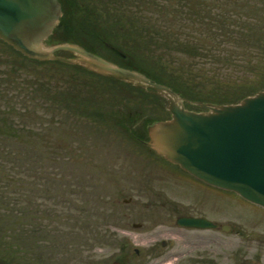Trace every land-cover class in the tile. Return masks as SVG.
<instances>
[{"label":"rangeland","instance_id":"1","mask_svg":"<svg viewBox=\"0 0 264 264\" xmlns=\"http://www.w3.org/2000/svg\"><path fill=\"white\" fill-rule=\"evenodd\" d=\"M0 57L2 62L8 59L9 64L17 59L2 50ZM6 62L0 64L1 70L8 69ZM201 68L209 78L223 84L258 86L259 83L254 76L248 83L243 72L216 71L210 65H199L196 69ZM42 70L30 64L22 66L21 74L29 79L50 80L54 86L63 72ZM58 85L65 89L68 84L64 80ZM205 88L206 92L212 89L210 84ZM122 95L135 97L129 91H123ZM36 116L39 124H46L37 128L50 131L54 136L52 144L58 150L46 159L38 154L33 161H28L22 153L23 159L18 163L20 176L16 177L17 206L14 213L0 212L4 221L0 232L4 230L11 236L0 241V250L5 249L1 250L0 261L5 264H264L263 209L234 194L187 180L185 183L179 177L166 183L157 178L146 182L127 180L118 174L119 169L125 170L133 164L124 155L113 152L123 144L117 133L80 128L77 138L69 137L67 128L71 121H66L63 110L39 109ZM51 120L56 124L50 125ZM4 148L29 151L26 146ZM114 172L118 177L112 175ZM180 216H203L217 227L183 229L175 224ZM133 224H140L141 228L134 229ZM222 225H227L229 231H221ZM162 241L167 243L165 248L160 246ZM123 244L126 252L119 250ZM155 248L156 254L149 261L146 256ZM134 250L145 253V259H135ZM12 251H17L14 257Z\"/></svg>","mask_w":264,"mask_h":264},{"label":"trees","instance_id":"2","mask_svg":"<svg viewBox=\"0 0 264 264\" xmlns=\"http://www.w3.org/2000/svg\"><path fill=\"white\" fill-rule=\"evenodd\" d=\"M59 1L63 17L53 39L77 42L120 62L107 45L117 48L127 55L128 67L171 86L187 98L232 103L264 87V0ZM0 50L17 58L9 64L8 59L2 62L0 57V64L8 65L7 70L0 69V212L14 213L22 153L28 161L36 159L38 154L42 159L56 154L52 144L54 136L37 128L46 126L38 123L39 109L63 110L66 121H71L67 135H73L80 127L93 128L106 121L89 98L114 96L113 87H118L60 64L38 65L2 43ZM30 64L46 72L55 68L66 71L57 76L53 86L50 80L24 77L22 66ZM199 65H210L216 71L243 72V79L248 83L251 76L259 83L258 86L223 84L205 75L204 69L197 70ZM64 80L68 84L65 89L58 85ZM206 84L211 85L209 92L205 90ZM49 124L56 123L51 120ZM4 146H26L29 151L7 150ZM2 218L0 214V226L4 224ZM9 238L4 230L0 232V241ZM9 251L6 250L7 256ZM12 253L14 257L17 251Z\"/></svg>","mask_w":264,"mask_h":264},{"label":"water","instance_id":"3","mask_svg":"<svg viewBox=\"0 0 264 264\" xmlns=\"http://www.w3.org/2000/svg\"><path fill=\"white\" fill-rule=\"evenodd\" d=\"M61 16L58 0H0V41L29 60L79 67L163 99L170 119L148 127L146 145L204 184L264 208V90L236 104L190 101L171 87L77 43H47ZM185 104L200 111L186 110ZM177 224L192 229L214 227L195 218H179Z\"/></svg>","mask_w":264,"mask_h":264},{"label":"flooded vegetation","instance_id":"4","mask_svg":"<svg viewBox=\"0 0 264 264\" xmlns=\"http://www.w3.org/2000/svg\"><path fill=\"white\" fill-rule=\"evenodd\" d=\"M94 108L100 110L102 117L106 118L117 133L121 140L125 142L124 145L117 146L115 153L118 156L124 155L129 163L133 166L120 168L118 174L125 176L127 180H137V182H146L148 179L157 178L166 182H170L171 178H181L185 183L187 181L194 184L204 186L182 173L176 166L169 164L159 156L154 154L144 142L148 140L147 123L151 118L152 113L155 118H161L158 110L160 109L159 101L153 98L142 97H107L98 98L92 103ZM108 133L113 129L106 130ZM115 177H118L114 172ZM176 176V177H175ZM211 189V188H210ZM140 228V227H139ZM156 254V248L152 249L149 255L136 253L138 259H153Z\"/></svg>","mask_w":264,"mask_h":264}]
</instances>
